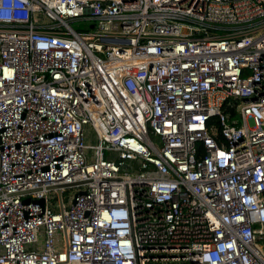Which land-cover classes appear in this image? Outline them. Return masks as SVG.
<instances>
[{
  "label": "built area",
  "instance_id": "obj_1",
  "mask_svg": "<svg viewBox=\"0 0 264 264\" xmlns=\"http://www.w3.org/2000/svg\"><path fill=\"white\" fill-rule=\"evenodd\" d=\"M262 237L264 0H0V264H264Z\"/></svg>",
  "mask_w": 264,
  "mask_h": 264
},
{
  "label": "rangeland",
  "instance_id": "obj_2",
  "mask_svg": "<svg viewBox=\"0 0 264 264\" xmlns=\"http://www.w3.org/2000/svg\"><path fill=\"white\" fill-rule=\"evenodd\" d=\"M71 26L76 30V31H83L87 32L90 30V23L89 22H74L71 24ZM90 144H95V142H89ZM74 192L72 190H68L66 193L63 194L62 199L64 201V204L68 206L69 200ZM260 245L264 246V237L261 238Z\"/></svg>",
  "mask_w": 264,
  "mask_h": 264
}]
</instances>
